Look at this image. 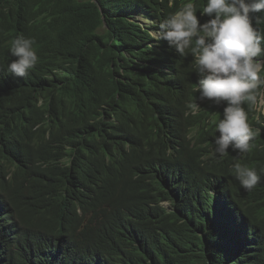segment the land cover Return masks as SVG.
<instances>
[{
	"label": "trees",
	"instance_id": "trees-1",
	"mask_svg": "<svg viewBox=\"0 0 264 264\" xmlns=\"http://www.w3.org/2000/svg\"><path fill=\"white\" fill-rule=\"evenodd\" d=\"M185 2L0 0V264H264V181L233 170L264 176V115L245 103L254 147L213 154L223 105L193 124V55L152 32ZM20 35L38 55L23 79Z\"/></svg>",
	"mask_w": 264,
	"mask_h": 264
},
{
	"label": "clouds",
	"instance_id": "clouds-1",
	"mask_svg": "<svg viewBox=\"0 0 264 264\" xmlns=\"http://www.w3.org/2000/svg\"><path fill=\"white\" fill-rule=\"evenodd\" d=\"M260 13H264V0H206L200 16L208 19L201 23L194 0H187L161 20L153 33L154 40L166 41L178 55L189 51L193 55L199 95L189 96L186 110L193 124L207 111V104L223 105L222 118L215 124L219 135L212 142L218 158L227 155L229 149L248 153L259 132L249 124L243 105L264 106V33L254 27V22L264 21V16L257 15ZM34 44V38L23 35L11 41L10 74L23 79L37 64ZM0 94L6 95L1 90ZM31 128L27 122L23 132ZM233 170L245 190L264 181L253 167L235 163Z\"/></svg>",
	"mask_w": 264,
	"mask_h": 264
},
{
	"label": "rangeland",
	"instance_id": "rangeland-1",
	"mask_svg": "<svg viewBox=\"0 0 264 264\" xmlns=\"http://www.w3.org/2000/svg\"><path fill=\"white\" fill-rule=\"evenodd\" d=\"M141 21H142L145 25H147V26H149V27H152V26L154 25V21H153L151 18L147 17V16H143V17L141 18ZM152 32L154 33L155 30L152 29ZM258 109H259L262 113H264V106H262V105H258ZM167 205H168V204H167Z\"/></svg>",
	"mask_w": 264,
	"mask_h": 264
},
{
	"label": "bare ground",
	"instance_id": "bare-ground-1",
	"mask_svg": "<svg viewBox=\"0 0 264 264\" xmlns=\"http://www.w3.org/2000/svg\"><path fill=\"white\" fill-rule=\"evenodd\" d=\"M82 166V165H81Z\"/></svg>",
	"mask_w": 264,
	"mask_h": 264
}]
</instances>
